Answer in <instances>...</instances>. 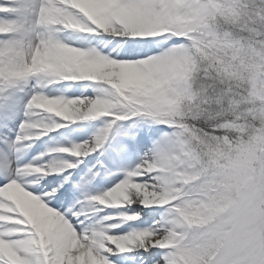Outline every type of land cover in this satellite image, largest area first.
Masks as SVG:
<instances>
[{"label": "snow or ice", "instance_id": "obj_1", "mask_svg": "<svg viewBox=\"0 0 264 264\" xmlns=\"http://www.w3.org/2000/svg\"><path fill=\"white\" fill-rule=\"evenodd\" d=\"M0 264H264V0H0Z\"/></svg>", "mask_w": 264, "mask_h": 264}, {"label": "bare ground", "instance_id": "obj_2", "mask_svg": "<svg viewBox=\"0 0 264 264\" xmlns=\"http://www.w3.org/2000/svg\"><path fill=\"white\" fill-rule=\"evenodd\" d=\"M58 86H60V85H58ZM55 87H57V86H55ZM68 86L67 85H61V87L60 88H67ZM80 85H74V86H72V88H71V90L70 91H68L69 92V95L71 96V95H78L79 94V89H80ZM49 91H51V90H49ZM52 94H55L54 92L52 93ZM85 95H90V92H85L84 93ZM96 123H98V122H96ZM80 125H74L73 127H79Z\"/></svg>", "mask_w": 264, "mask_h": 264}, {"label": "rangeland", "instance_id": "obj_3", "mask_svg": "<svg viewBox=\"0 0 264 264\" xmlns=\"http://www.w3.org/2000/svg\"><path fill=\"white\" fill-rule=\"evenodd\" d=\"M99 124V123H98Z\"/></svg>", "mask_w": 264, "mask_h": 264}]
</instances>
